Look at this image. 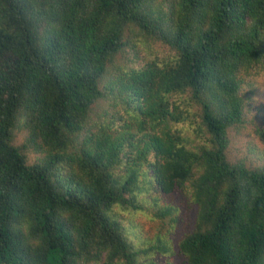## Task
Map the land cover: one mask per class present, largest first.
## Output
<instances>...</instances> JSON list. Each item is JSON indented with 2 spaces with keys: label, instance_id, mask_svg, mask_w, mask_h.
<instances>
[{
  "label": "trees",
  "instance_id": "trees-1",
  "mask_svg": "<svg viewBox=\"0 0 264 264\" xmlns=\"http://www.w3.org/2000/svg\"><path fill=\"white\" fill-rule=\"evenodd\" d=\"M261 76L264 0H0V264L167 263L176 191L181 264H264Z\"/></svg>",
  "mask_w": 264,
  "mask_h": 264
},
{
  "label": "rangeland",
  "instance_id": "rangeland-1",
  "mask_svg": "<svg viewBox=\"0 0 264 264\" xmlns=\"http://www.w3.org/2000/svg\"><path fill=\"white\" fill-rule=\"evenodd\" d=\"M249 97L247 105H244V116L246 122L239 129H231V146L229 151V159L231 161L246 160L253 165L262 164V156L264 154V140L260 135L261 129H264V76L258 78L256 88L253 91H249ZM186 144L197 145L198 138L191 129H186ZM26 132H21L18 136L17 142L23 143L25 141ZM29 159L35 160L38 155L28 152ZM168 203L172 204L176 209L172 216H175V222L173 227H167L171 229L165 230L168 233L171 241L172 253L169 260L166 263L164 261L166 257H163L161 264H181L182 257L179 254L178 245L181 239L187 232H190L196 221L199 206L195 204L188 192L176 191L167 196ZM170 219L166 218V221ZM149 225V224H148ZM157 223H152L146 228L151 232L149 234L153 239L157 232Z\"/></svg>",
  "mask_w": 264,
  "mask_h": 264
},
{
  "label": "clouds",
  "instance_id": "clouds-1",
  "mask_svg": "<svg viewBox=\"0 0 264 264\" xmlns=\"http://www.w3.org/2000/svg\"><path fill=\"white\" fill-rule=\"evenodd\" d=\"M228 156H230L229 153H228Z\"/></svg>",
  "mask_w": 264,
  "mask_h": 264
}]
</instances>
